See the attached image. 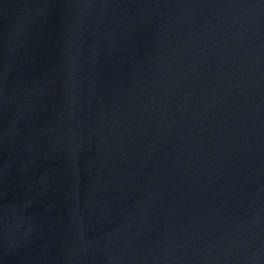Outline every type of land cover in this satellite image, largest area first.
I'll list each match as a JSON object with an SVG mask.
<instances>
[{
	"label": "water",
	"instance_id": "1",
	"mask_svg": "<svg viewBox=\"0 0 264 264\" xmlns=\"http://www.w3.org/2000/svg\"><path fill=\"white\" fill-rule=\"evenodd\" d=\"M0 264H264V8L0 0Z\"/></svg>",
	"mask_w": 264,
	"mask_h": 264
}]
</instances>
